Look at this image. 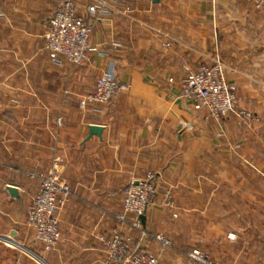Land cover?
<instances>
[{
    "label": "crops",
    "instance_id": "1",
    "mask_svg": "<svg viewBox=\"0 0 264 264\" xmlns=\"http://www.w3.org/2000/svg\"><path fill=\"white\" fill-rule=\"evenodd\" d=\"M94 1L74 0L93 25L89 57L74 65L45 49L59 0H0V236L23 247L4 246L0 264H109L115 231L164 264H193V248L220 264H264V10L248 0H98L109 7L94 16ZM216 57L252 118L211 119L183 99L187 75ZM109 70L128 90L81 107ZM54 172L72 195L61 241L46 251L27 208ZM148 172L157 189L141 238L117 215L125 187ZM159 233L175 244L162 251Z\"/></svg>",
    "mask_w": 264,
    "mask_h": 264
},
{
    "label": "built area",
    "instance_id": "2",
    "mask_svg": "<svg viewBox=\"0 0 264 264\" xmlns=\"http://www.w3.org/2000/svg\"><path fill=\"white\" fill-rule=\"evenodd\" d=\"M259 10H264V0H248ZM109 5L106 1L95 0L88 7L91 15L106 13ZM93 25L77 14L74 0H59L50 18L45 34V49L55 63H61L65 57L74 65L83 64L91 51V34ZM227 66L220 57L212 63H203L197 70L191 71L182 84V97L194 111H207V117L221 120L230 113H236L243 119L253 117L252 113L239 108L235 88L227 80ZM129 85L117 79L112 70L99 76L94 91L83 97L81 107L89 103L106 104L116 95L128 90ZM63 124L62 117L53 124L59 128ZM183 127L192 128L191 123ZM41 188L28 206V224L35 230L36 240L48 251L54 249L61 241L60 212L72 195L67 182L56 172L41 176ZM156 174L146 173L142 178L132 180L124 189L123 209L117 215L121 224H128L137 230L141 238L149 236L143 226L141 217L146 215L151 198L156 192ZM165 202L172 206L174 201L171 193L165 194ZM162 250L171 247L170 241L162 234L155 235ZM109 264H164L160 255L140 251L133 248L128 238L115 231L104 242ZM189 263L220 264L199 248L185 253Z\"/></svg>",
    "mask_w": 264,
    "mask_h": 264
},
{
    "label": "rangeland",
    "instance_id": "3",
    "mask_svg": "<svg viewBox=\"0 0 264 264\" xmlns=\"http://www.w3.org/2000/svg\"><path fill=\"white\" fill-rule=\"evenodd\" d=\"M27 210H28V208H27ZM27 223H28V216H27ZM29 225V224H28ZM32 228V227H31ZM159 234H162V235H164L163 233H159ZM165 236V235H164ZM166 237V236H165ZM3 239V241L2 240H0V251L1 250H3V247L4 246H6V247H8V245H10L11 247L10 248H13V249H19V248H23L19 243H18V241H16V240H9V241H7L6 239H4V237L3 236H0V239ZM169 241H170V243H171V247L175 244L171 239H170V237H166ZM42 246V245H41ZM170 247V248H171ZM43 248V247H42ZM166 249H164V250H162V251H165Z\"/></svg>",
    "mask_w": 264,
    "mask_h": 264
},
{
    "label": "water",
    "instance_id": "4",
    "mask_svg": "<svg viewBox=\"0 0 264 264\" xmlns=\"http://www.w3.org/2000/svg\"><path fill=\"white\" fill-rule=\"evenodd\" d=\"M91 130H92L93 133H100L101 128H100V127H96V126H94V127H91ZM141 219H142V221L144 222L145 215H143V216L141 217Z\"/></svg>",
    "mask_w": 264,
    "mask_h": 264
}]
</instances>
